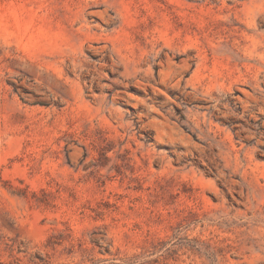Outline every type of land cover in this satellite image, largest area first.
Returning a JSON list of instances; mask_svg holds the SVG:
<instances>
[{
  "label": "rangeland",
  "instance_id": "374dc122",
  "mask_svg": "<svg viewBox=\"0 0 264 264\" xmlns=\"http://www.w3.org/2000/svg\"><path fill=\"white\" fill-rule=\"evenodd\" d=\"M0 264H264V0H0Z\"/></svg>",
  "mask_w": 264,
  "mask_h": 264
},
{
  "label": "bare ground",
  "instance_id": "6f19581e",
  "mask_svg": "<svg viewBox=\"0 0 264 264\" xmlns=\"http://www.w3.org/2000/svg\"><path fill=\"white\" fill-rule=\"evenodd\" d=\"M167 62V66L165 67V70L162 71V75H161V83H165V81L168 79L169 75L171 74V71H174V69H172V62L170 63V61L168 62L167 60L165 61ZM186 63V62H185ZM175 65V64H173ZM182 65V64H181ZM180 65V66H181ZM184 65V62H183ZM163 67V65H162ZM179 67V66H178ZM177 67V68H178ZM185 67V66H184ZM174 68V67H173ZM180 68V67H179ZM186 68V67H185ZM164 69V68H163ZM154 124L159 128V129H168L171 130L172 128L165 122V120L163 121L161 118H156L154 119Z\"/></svg>",
  "mask_w": 264,
  "mask_h": 264
}]
</instances>
